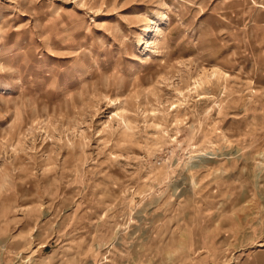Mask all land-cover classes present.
Instances as JSON below:
<instances>
[{"label": "rangeland", "instance_id": "374dc122", "mask_svg": "<svg viewBox=\"0 0 264 264\" xmlns=\"http://www.w3.org/2000/svg\"><path fill=\"white\" fill-rule=\"evenodd\" d=\"M0 264H264V0H0Z\"/></svg>", "mask_w": 264, "mask_h": 264}]
</instances>
